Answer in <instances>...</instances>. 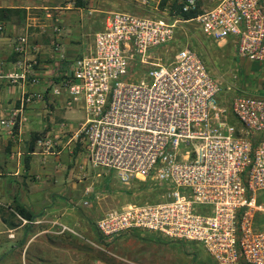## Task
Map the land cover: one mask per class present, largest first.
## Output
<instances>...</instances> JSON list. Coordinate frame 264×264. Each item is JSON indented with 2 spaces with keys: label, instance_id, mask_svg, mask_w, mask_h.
<instances>
[{
  "label": "built area",
  "instance_id": "1",
  "mask_svg": "<svg viewBox=\"0 0 264 264\" xmlns=\"http://www.w3.org/2000/svg\"><path fill=\"white\" fill-rule=\"evenodd\" d=\"M131 1L148 15L110 13L92 45L61 66L54 90L84 116L74 142L87 163L123 185L150 186L158 197L105 211L95 223L97 249L134 264L110 245L144 232L197 243L216 264H264V98L241 91L227 112L221 84L195 52L181 48L164 63L158 55L178 25L194 22L215 43L233 42L239 61L264 66V0H219L210 9L176 0L175 10L174 0L163 8V0ZM28 46L20 36L13 52L21 57ZM35 65L17 61L19 71L4 74L0 62V79L37 84ZM34 99L24 92L19 110L1 125L12 131L15 117L26 122ZM42 145L52 153L50 140ZM60 232L77 234L67 226Z\"/></svg>",
  "mask_w": 264,
  "mask_h": 264
},
{
  "label": "crops",
  "instance_id": "2",
  "mask_svg": "<svg viewBox=\"0 0 264 264\" xmlns=\"http://www.w3.org/2000/svg\"><path fill=\"white\" fill-rule=\"evenodd\" d=\"M3 5L0 8H9ZM22 21L18 16L0 21L4 26L0 62L4 74H8L19 71L17 61H34L39 81L31 84L19 80L13 84L0 79V245L27 244L59 223L88 230L91 223L87 217L96 223L105 211L118 204V197H131L135 191L134 183L123 185L110 181L104 170L100 174L87 169L81 147L76 155L73 145L84 116L66 107L65 94H54L63 77V64L80 55L83 46L76 48L67 39H59L61 44L51 47L46 44L51 35L43 36L44 31L29 29ZM20 36L29 43L21 57L13 52ZM24 92L35 95L26 106L27 121L20 124L15 117L17 124L9 131L1 121L12 118L19 110ZM46 140L52 142V153L42 145ZM84 201L87 206L82 205ZM19 209L30 219L21 217ZM172 263L173 260L169 264Z\"/></svg>",
  "mask_w": 264,
  "mask_h": 264
},
{
  "label": "rangeland",
  "instance_id": "3",
  "mask_svg": "<svg viewBox=\"0 0 264 264\" xmlns=\"http://www.w3.org/2000/svg\"><path fill=\"white\" fill-rule=\"evenodd\" d=\"M198 1L201 9L213 8L219 2ZM1 4L11 10L9 17L18 16L25 25H29V29L42 30L45 32L42 33L43 36L51 35L46 42L51 47L61 44L59 39H67L76 48L79 45L83 48L91 46L94 34L102 29L106 17L112 12L147 14L131 0H0ZM181 48L195 52L206 63L214 79L219 81L223 88L219 102L227 112L232 100L242 92L264 98V66L252 62H242L246 66H241V61L236 59L233 42L215 43L202 33L198 24L189 22L178 25L173 43L158 53L162 63L168 61ZM230 120L233 125H238L233 116H230ZM73 145L77 155L80 142ZM86 167L90 172H103L102 169L95 171L89 163ZM105 172L110 181L115 180L111 172ZM133 187L135 191L131 197H118L121 200L114 207L153 203L158 200L156 192L150 186L134 182ZM87 219L91 223L88 230H82L79 225L59 223L51 232L31 238L27 244H1L0 264H125L97 249L95 244L100 242L92 221L94 218ZM260 222L261 219L259 225ZM62 226H67L77 234L61 233ZM110 248L134 264H169L171 260L172 264H216L197 243L170 242L144 232L121 235Z\"/></svg>",
  "mask_w": 264,
  "mask_h": 264
},
{
  "label": "trees",
  "instance_id": "4",
  "mask_svg": "<svg viewBox=\"0 0 264 264\" xmlns=\"http://www.w3.org/2000/svg\"><path fill=\"white\" fill-rule=\"evenodd\" d=\"M169 0H163L162 3V8L164 6H166V4L168 3ZM171 6V10H175L178 8L177 2L176 0H174V2L170 5ZM11 12L10 9L7 8H0V21L4 20L6 17H9L8 14ZM183 17L185 19H190L192 17H194V14H184ZM32 149V148H31ZM18 214L26 219H30L31 216H29L28 214H26L22 209H19Z\"/></svg>",
  "mask_w": 264,
  "mask_h": 264
}]
</instances>
